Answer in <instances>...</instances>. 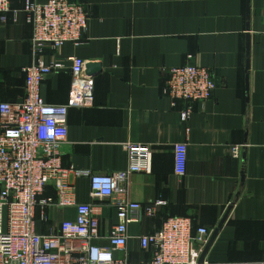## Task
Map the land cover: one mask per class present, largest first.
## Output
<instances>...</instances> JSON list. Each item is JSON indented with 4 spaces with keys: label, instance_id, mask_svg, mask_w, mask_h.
<instances>
[{
    "label": "crops",
    "instance_id": "0c3cea01",
    "mask_svg": "<svg viewBox=\"0 0 264 264\" xmlns=\"http://www.w3.org/2000/svg\"><path fill=\"white\" fill-rule=\"evenodd\" d=\"M45 2L47 0H37ZM86 6L89 25L84 41L59 50L47 47L46 65L64 64L46 78L42 96L48 104L68 103L69 58L85 62L94 80V106L72 108L63 164L79 171L109 175L128 167L126 143L153 148L150 173L130 179V198L141 204L166 202L156 217L127 227L130 241L119 260L149 262L139 237L157 232L174 217L192 219L195 228L213 233L231 212L205 264L264 263V0H72ZM21 10L25 0H11ZM0 21V101H22L24 69L33 63V28L24 15ZM194 63L210 69L217 89L205 104L193 103L189 121L181 119L186 103L174 107L162 93L168 72ZM99 65L94 71L88 65ZM187 147L185 174L176 172L174 145ZM242 146L236 159L233 148ZM79 204L91 202L90 180L70 175ZM46 196L54 197L53 187ZM100 207L101 236L117 224L114 208ZM40 224L49 234L74 220L75 209L50 211Z\"/></svg>",
    "mask_w": 264,
    "mask_h": 264
},
{
    "label": "built area",
    "instance_id": "2783aa9c",
    "mask_svg": "<svg viewBox=\"0 0 264 264\" xmlns=\"http://www.w3.org/2000/svg\"><path fill=\"white\" fill-rule=\"evenodd\" d=\"M9 14L16 24L24 15L33 28V63L24 69L23 100L0 101V264H132L115 257L131 239L127 227L156 217L166 206L164 201L141 204L130 198V179L150 173L153 148L126 143L127 169L109 175L66 168L62 149L68 139L69 111L93 107L95 101L94 80L85 75V62L68 59L72 83L67 104H48L42 96L46 78L65 67L56 61L46 65L42 60L46 48L80 45L89 25L88 10L72 0H25L23 9L14 10L11 0H0V21L7 23ZM188 59L190 64L169 70L162 89L174 107L186 103L180 112L184 122L193 114L192 104H205L217 89L212 71L194 63L192 55ZM242 149L233 148L234 158H241ZM186 151L185 144L174 145L180 176L185 174ZM71 174L90 180V203H78ZM49 187L55 197L46 196ZM95 201L116 211L117 224L107 237L109 248L97 244L102 238L101 213ZM70 208L76 211L74 220L61 222L49 234L39 231L40 224L51 221L50 211ZM211 234L205 227L195 228L188 217L169 218L154 234L139 237L142 250L152 253V259L141 264H199Z\"/></svg>",
    "mask_w": 264,
    "mask_h": 264
},
{
    "label": "water",
    "instance_id": "95a60500",
    "mask_svg": "<svg viewBox=\"0 0 264 264\" xmlns=\"http://www.w3.org/2000/svg\"><path fill=\"white\" fill-rule=\"evenodd\" d=\"M87 68H89L90 70H94V71H99L100 70V66L99 65H88ZM231 208L232 206L229 207V209L227 210L226 214L224 215L223 219L221 220L220 224L218 225V227L213 231V233L211 234L208 242L205 244L202 255L200 257L199 260V264H205V260L206 257L208 255V252L210 251L212 245L214 244L216 238L218 237L219 232L222 230L224 224L226 223L229 214L231 212Z\"/></svg>",
    "mask_w": 264,
    "mask_h": 264
},
{
    "label": "trees",
    "instance_id": "16d2710c",
    "mask_svg": "<svg viewBox=\"0 0 264 264\" xmlns=\"http://www.w3.org/2000/svg\"><path fill=\"white\" fill-rule=\"evenodd\" d=\"M55 197V196H54Z\"/></svg>",
    "mask_w": 264,
    "mask_h": 264
}]
</instances>
